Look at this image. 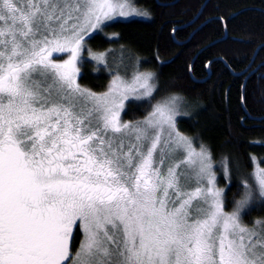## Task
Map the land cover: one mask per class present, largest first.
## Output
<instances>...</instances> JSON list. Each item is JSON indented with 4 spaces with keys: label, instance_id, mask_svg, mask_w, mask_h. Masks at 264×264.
Listing matches in <instances>:
<instances>
[{
    "label": "snow or ice",
    "instance_id": "1",
    "mask_svg": "<svg viewBox=\"0 0 264 264\" xmlns=\"http://www.w3.org/2000/svg\"><path fill=\"white\" fill-rule=\"evenodd\" d=\"M131 14L125 0H0V264H264V219L244 221L264 206V169L227 212L210 151L178 129L180 97L153 104L152 73L116 69L101 93L78 82L86 42ZM132 101L151 106L143 120H122Z\"/></svg>",
    "mask_w": 264,
    "mask_h": 264
},
{
    "label": "trees",
    "instance_id": "2",
    "mask_svg": "<svg viewBox=\"0 0 264 264\" xmlns=\"http://www.w3.org/2000/svg\"><path fill=\"white\" fill-rule=\"evenodd\" d=\"M147 14L107 26L86 42L79 64L82 87L108 89L111 75L90 54L111 47L128 50L142 71L154 74L161 97L180 96L188 115L178 129L196 147L205 146L212 161L227 159L234 176L226 190L225 211L240 198V179L264 167V0H135ZM151 106L128 104L122 119L143 120ZM249 182V181H248ZM264 219L257 204L246 224ZM81 232L74 230L72 251Z\"/></svg>",
    "mask_w": 264,
    "mask_h": 264
},
{
    "label": "rangeland",
    "instance_id": "3",
    "mask_svg": "<svg viewBox=\"0 0 264 264\" xmlns=\"http://www.w3.org/2000/svg\"><path fill=\"white\" fill-rule=\"evenodd\" d=\"M125 2L128 5V10L132 14L125 17V18H120L119 20L128 21V20H132V19H146V18H148V14L142 8L137 6L135 0H125ZM98 53H99V55H103V57H104L103 63H100L97 60L92 58L93 56H98L96 54L95 55L90 54V59H91V61H94L95 63H97V65H99L100 68H102L104 70V72L111 75L110 82L113 79V76L115 74L116 69H119V75H121L125 80H128V81H131L132 77L137 72L151 73L149 71H142L138 66L139 65L138 60L135 57H133V55L128 50H125L122 47H111L107 50H104V51H101ZM61 55H63L64 59H67L66 54H61ZM82 56L83 55L81 54V59H82ZM153 76H154V74H153ZM110 82H109V85H110ZM154 83L156 84L155 77H154ZM109 85H108V87H109ZM174 96H177V95H174ZM178 97H180V96H178ZM136 102H140V101H136ZM128 104H127V106H128ZM127 106H126V108H127ZM178 110L180 111L181 115L177 117V120L183 116L188 115L189 110H187V107H185V104H184V101L182 98L180 99V101L178 103ZM184 113H186V115H184ZM122 115H123V113H122ZM122 120H124V119H122ZM193 147L196 149V151L200 150V147H196L194 145V143H193ZM256 168H257V166L254 167L252 173L251 172L247 173L245 176H242L241 178H239L240 183L242 185L254 184V182H255L254 172H255ZM213 169L216 172V176H217V186L222 188V189H225L226 187H228L230 185V183L232 182V179L234 177L232 175V172L230 171V168L228 170L227 176H225L224 169L222 166V161L218 162L217 165L213 162ZM261 169H264V167ZM81 236L83 239L82 232H81Z\"/></svg>",
    "mask_w": 264,
    "mask_h": 264
}]
</instances>
